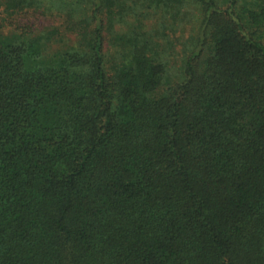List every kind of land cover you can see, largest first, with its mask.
I'll use <instances>...</instances> for the list:
<instances>
[{"label": "trees", "instance_id": "1", "mask_svg": "<svg viewBox=\"0 0 264 264\" xmlns=\"http://www.w3.org/2000/svg\"><path fill=\"white\" fill-rule=\"evenodd\" d=\"M0 2V264H264V0H88L71 44Z\"/></svg>", "mask_w": 264, "mask_h": 264}, {"label": "rangeland", "instance_id": "2", "mask_svg": "<svg viewBox=\"0 0 264 264\" xmlns=\"http://www.w3.org/2000/svg\"><path fill=\"white\" fill-rule=\"evenodd\" d=\"M41 3H38V8H41V11H38L37 13H31V14H21L18 17V23L24 24L25 26H32L34 30L44 31L47 33H50V31L53 28L61 26L65 22V25H63V28L61 27V30L63 31L61 34H63L61 37L56 34L52 35L55 41H63L65 40L67 44L79 42L80 40L88 37L89 29H86L87 24H89V15L84 14L86 13L88 8V0H41ZM0 2V23H6L7 28L6 32L9 33L13 28L11 27L10 23L12 24V19L8 18L7 14H4L2 10L4 7H1ZM74 8L77 9L78 13L76 18V22L80 23L85 29L83 31L77 32L72 26H70L69 23V12L74 10ZM192 9L195 8L191 7ZM43 12V14L41 13ZM82 14V15H81ZM81 15V17H80ZM101 15L104 18L105 21V27H104V38H105V54H107L108 58L114 61L115 59L121 58L124 52L128 53V50L124 47V41L122 38L127 37L131 34V31L133 30L134 24H133V17L127 16L125 13L120 12L119 9H115L114 13H112L110 10L106 8H102ZM78 17V18H77ZM155 15H152L150 20L148 21L149 24L156 25L157 19L155 21ZM75 20L73 19V22ZM65 29V27L67 26ZM179 26L181 24L178 23ZM182 26V25H181ZM183 32L182 30H178L179 33L175 34L174 32H170L169 37L166 39L163 38V40L160 38V43L162 44V48L160 50L161 56L167 60H171V68L170 73L172 77L175 79L180 67H181V59L184 56V46L182 43L184 42H190V38L195 34V32L189 31ZM169 33V32H168ZM49 35V34H48ZM64 39H63V38ZM170 40V41H169ZM169 41V42H168ZM170 42H173V45L169 44ZM54 49L56 46H59L57 43H55ZM173 46V47H172ZM51 50H53L51 48Z\"/></svg>", "mask_w": 264, "mask_h": 264}]
</instances>
